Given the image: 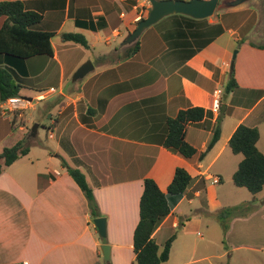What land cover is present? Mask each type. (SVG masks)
<instances>
[{"label": "crops", "instance_id": "1", "mask_svg": "<svg viewBox=\"0 0 264 264\" xmlns=\"http://www.w3.org/2000/svg\"><path fill=\"white\" fill-rule=\"evenodd\" d=\"M19 1L26 10L42 15L34 29L53 34L54 54L36 56L11 68L16 70L15 80L21 86L33 70L40 75L52 65L59 69L58 93L48 89L45 94L50 96L38 104L48 103L45 115L59 106L56 116L51 114L50 122L43 126L50 138L57 137L56 149L63 150L64 156L53 153L33 160L28 158L30 150L0 175V264H105L104 244L111 248V264H133L144 181L153 179L167 194L177 168L185 169L192 181L181 198L168 196L171 213L153 234L160 251L174 237L169 260L163 264H198L232 258L240 249L259 251L261 246L235 244L210 255L200 251L195 239L198 230L216 223L222 210L236 204L233 200L238 192L224 189L222 171L231 169L232 164L239 167L242 161L227 153L236 129L240 125L257 128L261 132L258 148L263 141L264 49L260 46L264 45V30L259 11L246 2L224 7L222 14L206 19L165 17L143 32L135 54L127 57L132 45H121L124 59L118 56L101 69L94 67L93 75L82 86L65 91L71 69L66 63L67 53L60 52L54 39L60 37L63 51L77 44L64 40L63 35L69 33L86 39L105 36L107 45L112 39L123 42L151 7L149 1ZM4 21L1 17L0 29ZM67 24L71 31H65ZM235 42L241 44L236 46ZM88 45L94 47L89 41ZM235 51L237 87L225 94ZM114 53L119 54L118 49ZM6 67V57L0 54V68ZM217 91H221L224 117L221 138L213 149L201 158L213 136L215 113L188 127L186 141L196 149L193 157L167 150L163 146L167 120L190 107L211 110ZM56 93L58 96H53ZM4 111L0 101L1 151L21 141L26 131L21 120L15 121V113ZM16 126L21 132L17 139L13 133ZM224 126L229 129L225 136ZM64 164L86 176L102 218L107 220V241L100 238L88 200ZM260 214L264 221V201L250 215L234 216L226 237L233 234L236 223L254 220ZM174 250L176 258L171 260Z\"/></svg>", "mask_w": 264, "mask_h": 264}, {"label": "trees", "instance_id": "2", "mask_svg": "<svg viewBox=\"0 0 264 264\" xmlns=\"http://www.w3.org/2000/svg\"><path fill=\"white\" fill-rule=\"evenodd\" d=\"M151 7L147 10L145 19L148 17ZM5 17L0 29V54L6 57L9 67L0 68V101L5 102L9 98L20 97L21 85L15 80L11 67H20L19 63L41 55L53 56L52 46L53 34L34 29L41 23L42 15L25 9L22 1H0V18ZM64 40L89 47L87 39L81 34H64ZM264 49V45L260 46ZM139 49V41L127 49V57L135 54ZM13 71V70H12ZM237 87L234 77V69L231 79L225 88V94H229ZM214 113L203 107H190L181 110L175 117L167 120V134L163 146L173 152L191 158L196 154V149L186 141V132L190 125L200 123L212 118ZM222 111L218 114L216 126L213 130L212 139L208 145L205 155L213 149L221 138ZM16 116V115H15ZM15 121L17 118H14ZM260 133L257 128L240 125L229 141V147L236 155H242L243 159L233 175L235 186L246 188L256 195L264 189V154L258 149L257 143ZM26 139L17 142L14 146L4 148L0 152V175L5 168L11 166L21 157L26 156L30 147L25 145ZM69 175L75 180L85 194L91 218H101L97 201L93 190L87 182L84 173L76 168L64 164ZM191 175L183 168H177L168 193L162 192L157 183L150 178L144 181V191L140 200V220L134 232L133 264H163L169 260L170 250L174 237H171L162 251H160L153 234L161 222L171 213V205L168 196L181 198L191 184ZM237 209V208H236ZM235 207L222 210L224 212L234 211ZM232 213V212H231ZM227 229V226H225ZM105 264H111L106 262Z\"/></svg>", "mask_w": 264, "mask_h": 264}, {"label": "rangeland", "instance_id": "3", "mask_svg": "<svg viewBox=\"0 0 264 264\" xmlns=\"http://www.w3.org/2000/svg\"><path fill=\"white\" fill-rule=\"evenodd\" d=\"M249 3L250 6L255 7V9L259 11L261 16V28H263L264 30V0H249L247 4ZM223 12L224 9L220 4L218 5L214 14H222ZM65 31H71L69 28V24H67ZM105 38V36H101L99 39H95L94 35H90L89 37H87V39L91 44H94V47L86 48L82 45L74 44L73 47H70L69 50L66 49V51H63V48H61L62 41L60 40V37L54 39V43L56 47H58L60 52L67 53L68 57H66V63L68 64L69 70L71 69L70 72L67 73L64 82L65 91L79 88L93 75V73H90L89 75L84 77V79L79 80L76 83L73 82V75L83 64L90 61L95 69H101L108 65V63H113V61L117 60L118 56L122 57L120 59L125 58V52L120 49L122 40L112 39L111 45H107L105 42ZM240 44L241 42H235L236 46ZM116 49H118L119 54L114 53ZM108 52L110 53L106 54ZM75 66L77 68H75ZM11 69L13 70H11L12 74H14L16 78V70L13 68ZM41 71L43 70H40V72ZM59 72V69L54 65H52L49 69L44 70L40 75H36V71L33 70L31 76H29V78L24 81L25 84H22L23 86L19 91L20 97L32 98L34 100V104H32L31 106L29 105L27 108H21L20 110L15 111V117H17L18 120H21L22 125H24L26 128V131L24 132L25 135L21 137V140L26 139L25 145L29 146L31 150L28 158H32L33 160H36L39 157L49 156L53 153H59L62 157L64 156L63 150L56 149L58 145L57 137L50 138L48 130H45L43 126L47 125L48 122H50L49 117L51 114L56 116L59 106H54L53 108H51V112L45 115L44 110L46 104L48 103L44 102L38 104V102L40 101L35 99L38 94L42 93H44L43 95L47 99L50 96L45 94L48 89L54 88L58 93L60 86ZM57 93L53 96L57 97ZM8 112L12 113L10 111ZM8 112L6 111V113ZM223 117L224 115H222V119ZM36 125L41 126L37 130L36 137H31L32 130ZM262 129L263 141L259 144V148H261L264 152V126ZM227 131H229V129H226V127L224 126V136L226 135ZM13 133L15 134L16 139L18 138V135L21 136V132H19L18 126L14 128ZM227 153L236 161L243 159L242 155H234L230 149L229 151H227ZM54 162H56V164L58 163V161ZM61 166L62 164L58 167L60 168ZM237 168L238 166L234 165L233 167L232 164L231 169H222L223 179L225 182L224 189L227 187L226 189L231 188L233 189V191L238 192V198L233 200L236 204L231 206V208L235 207V210L231 211L232 213L224 212V215L219 213L220 219H217L216 223H209V226H205V229L201 228L200 230H198L199 232L198 234H196L195 239L198 242V246H201L200 251L206 252V254L210 255L218 253L219 248H227V246H235V244L239 246H261V249L255 252H252L248 249H240L233 252L232 258L225 257L221 260H216L213 258L198 264H264V221L261 220V214L254 220H249L247 222L240 221L236 223L235 226H233V234L228 238L226 237V231L233 223L232 221L234 220V216L250 215L257 209L262 207L264 201V189L262 192L254 195L246 188L239 189L234 185L232 180V173L234 174ZM225 226H227V229H225ZM105 241H107V238L105 239ZM159 241L161 242V240ZM176 246H180V244H177ZM179 250L180 248L178 249V251ZM175 258L176 257L174 250L171 260H175Z\"/></svg>", "mask_w": 264, "mask_h": 264}, {"label": "water", "instance_id": "4", "mask_svg": "<svg viewBox=\"0 0 264 264\" xmlns=\"http://www.w3.org/2000/svg\"><path fill=\"white\" fill-rule=\"evenodd\" d=\"M151 9L148 17L141 20L137 28L122 42L123 47L131 46L135 44L140 36L148 28L157 24L159 21L165 17L171 15H184L191 17L193 19H206L214 15L220 0H148ZM249 0H225L222 2V7H237L242 5ZM237 57V51L234 52L231 61V68L233 69L235 64V59ZM94 66L89 61L83 64L73 75V82L83 79L91 71H93ZM31 99V98H30ZM39 125H36L32 130L31 137H36ZM93 224L96 227L100 238H107V220L105 218H96L93 220ZM101 251L103 258L106 262L111 260V248L109 245L104 244L101 246Z\"/></svg>", "mask_w": 264, "mask_h": 264}, {"label": "built area", "instance_id": "5", "mask_svg": "<svg viewBox=\"0 0 264 264\" xmlns=\"http://www.w3.org/2000/svg\"><path fill=\"white\" fill-rule=\"evenodd\" d=\"M38 101L46 99L44 95L38 96L36 98ZM34 100L33 99H28V98H23V97H15V98H9L5 102H2V105L5 108L4 112H12L15 113V111L20 110L21 108H27L29 105L31 106ZM212 112L215 114H219L221 112V91H217V98L213 104L212 107ZM219 180L216 179L215 183H218Z\"/></svg>", "mask_w": 264, "mask_h": 264}]
</instances>
